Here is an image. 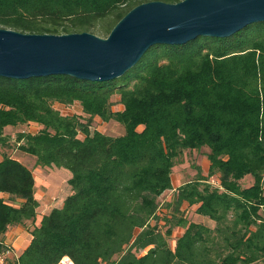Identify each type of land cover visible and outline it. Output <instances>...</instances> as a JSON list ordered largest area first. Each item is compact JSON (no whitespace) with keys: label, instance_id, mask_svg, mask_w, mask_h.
Returning <instances> with one entry per match:
<instances>
[{"label":"trees","instance_id":"1","mask_svg":"<svg viewBox=\"0 0 264 264\" xmlns=\"http://www.w3.org/2000/svg\"><path fill=\"white\" fill-rule=\"evenodd\" d=\"M146 1L0 0V27L106 37ZM115 93L123 105L117 111ZM54 101H78L87 114L120 122L124 133L90 132L53 108ZM29 121L44 128L19 132L17 148L40 165L68 169L71 192L30 229L15 264H58L65 256L73 264H264V21L228 37L153 45L111 80L0 77V146L9 140L5 126ZM202 148L218 183L198 174L176 189L166 223L183 231L172 248L171 226L162 232L150 220L183 152ZM247 175L253 182L242 187ZM0 192L21 201L0 198L2 255L11 249L2 240L6 230L36 218L31 169L3 156ZM183 203L196 205L214 225L187 222L178 215Z\"/></svg>","mask_w":264,"mask_h":264},{"label":"water","instance_id":"2","mask_svg":"<svg viewBox=\"0 0 264 264\" xmlns=\"http://www.w3.org/2000/svg\"><path fill=\"white\" fill-rule=\"evenodd\" d=\"M264 21V0H161L131 8L106 37L92 32L25 33L0 27V77L63 74L106 81L125 74L153 45L228 37Z\"/></svg>","mask_w":264,"mask_h":264},{"label":"rangeland","instance_id":"3","mask_svg":"<svg viewBox=\"0 0 264 264\" xmlns=\"http://www.w3.org/2000/svg\"><path fill=\"white\" fill-rule=\"evenodd\" d=\"M97 35V34H96ZM99 36V35H98ZM103 37V36H101ZM52 107L57 109L61 114L72 116L77 121L78 125H86L90 132L98 131L105 135L118 136L124 133L123 125L114 120H103L97 115H89L84 110L78 101L71 104H62L59 102H52ZM123 105L119 102V94L115 93L111 96V110H121ZM43 125L29 121L23 124L7 125L4 127V134L9 136L5 146H0V158L3 156H11L15 159H20L25 165L31 169L34 175V196L38 201L37 214L34 221H28L26 224L21 225L25 231L29 232L34 225H37L40 217L47 213L53 207H60L64 198L71 192L68 179L71 173L64 167H57L55 165L43 166L36 162L33 155L22 152L17 148L16 137L19 132L36 133L43 129ZM78 128H81L78 126ZM143 127L139 126L140 131ZM82 138L81 133L78 134ZM206 148L198 150H185L181 155L179 161L173 166L171 171L172 188L164 191L158 197V208L154 218L150 220L151 224H157L159 229L164 232L169 225L166 223V218H169L173 207L167 206L172 202L176 189L184 182L194 179L198 174L205 175L209 181L216 185L218 183V174L208 175L210 162L205 155ZM253 182L250 175L245 176L240 180L242 187L249 186ZM263 191H264V177H263ZM196 205H188L183 203L180 207L179 216L184 217L188 221L201 222L209 226H213L214 222L208 217L197 214L195 212ZM183 228L171 226V234L167 237L168 244L173 248L178 236L182 233ZM24 244L27 242L28 236L25 235ZM26 241V242H25ZM24 244L10 245L11 249L7 257H5L6 264H15L18 252ZM26 245V244H25ZM60 264H63L62 262ZM251 264H261L255 262Z\"/></svg>","mask_w":264,"mask_h":264},{"label":"crops","instance_id":"4","mask_svg":"<svg viewBox=\"0 0 264 264\" xmlns=\"http://www.w3.org/2000/svg\"><path fill=\"white\" fill-rule=\"evenodd\" d=\"M2 158H0L1 160ZM20 162H22L20 159H18ZM23 163V162H22ZM25 165V163H23ZM0 198H3L5 200V202L9 203V204H13V205H18L21 201L19 199H15L12 200L11 197L6 194V193H1L0 192ZM41 218V217H40ZM25 235L28 236L27 242L24 244V238L26 240ZM2 240L5 244H12V245H16V244H24L20 251L18 252V254L21 253V251L27 246L29 240H30V233L25 231V229L21 226V225H15V226H11L9 227L6 232L3 234L2 236Z\"/></svg>","mask_w":264,"mask_h":264},{"label":"built area","instance_id":"5","mask_svg":"<svg viewBox=\"0 0 264 264\" xmlns=\"http://www.w3.org/2000/svg\"><path fill=\"white\" fill-rule=\"evenodd\" d=\"M9 252H10V250H8L4 254L0 255V264H6L5 257H7ZM61 262H62V259H61V261L58 264H60Z\"/></svg>","mask_w":264,"mask_h":264},{"label":"bare ground","instance_id":"6","mask_svg":"<svg viewBox=\"0 0 264 264\" xmlns=\"http://www.w3.org/2000/svg\"><path fill=\"white\" fill-rule=\"evenodd\" d=\"M63 264H73L72 261L68 257H63L62 258Z\"/></svg>","mask_w":264,"mask_h":264}]
</instances>
